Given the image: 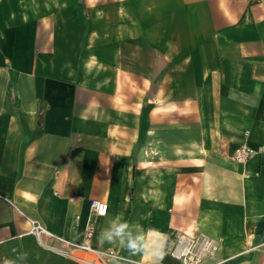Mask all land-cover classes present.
Returning a JSON list of instances; mask_svg holds the SVG:
<instances>
[{"label": "crops", "instance_id": "0c3cea01", "mask_svg": "<svg viewBox=\"0 0 264 264\" xmlns=\"http://www.w3.org/2000/svg\"><path fill=\"white\" fill-rule=\"evenodd\" d=\"M94 199L111 264H152L98 245L116 216L167 234L159 264L184 232L264 264V0H0V264H82L30 220L81 243Z\"/></svg>", "mask_w": 264, "mask_h": 264}, {"label": "built area", "instance_id": "2783aa9c", "mask_svg": "<svg viewBox=\"0 0 264 264\" xmlns=\"http://www.w3.org/2000/svg\"><path fill=\"white\" fill-rule=\"evenodd\" d=\"M258 151L249 145L240 146L234 154V161L239 164L248 163ZM108 213V204L105 201L94 199L91 201L90 223L86 227L85 240L81 243L71 241L47 230L42 224L30 220V234L34 235L39 243L47 250L75 259L82 264H111L117 260H123L121 254L113 249H99L91 245L94 235V223L92 219L105 217ZM47 239H52L57 244H48ZM220 249L219 241L206 235L183 233L178 236L177 242L168 249V252L182 264H206ZM84 251L90 253L91 258H82L75 253ZM125 260V259H124ZM140 264V263H132Z\"/></svg>", "mask_w": 264, "mask_h": 264}, {"label": "clouds", "instance_id": "9594fccd", "mask_svg": "<svg viewBox=\"0 0 264 264\" xmlns=\"http://www.w3.org/2000/svg\"><path fill=\"white\" fill-rule=\"evenodd\" d=\"M97 242L100 247L118 243L132 255H146L151 258L152 264H159L169 246V237L155 228L145 229L138 223H131L121 216H116L101 230Z\"/></svg>", "mask_w": 264, "mask_h": 264}, {"label": "bare ground", "instance_id": "6f19581e", "mask_svg": "<svg viewBox=\"0 0 264 264\" xmlns=\"http://www.w3.org/2000/svg\"><path fill=\"white\" fill-rule=\"evenodd\" d=\"M144 154H145V153H144ZM146 154L148 155L149 153L147 152ZM146 154H145V155H146ZM161 162H163V161H161ZM172 167H173V166H172ZM177 196L179 197V195H177ZM185 233H187V234H189V235L191 234L190 232H185Z\"/></svg>", "mask_w": 264, "mask_h": 264}]
</instances>
